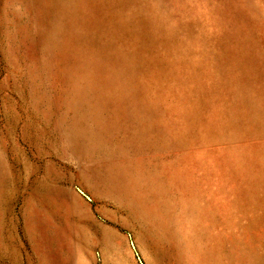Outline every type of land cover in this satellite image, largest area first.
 <instances>
[{
    "label": "rangeland",
    "instance_id": "374dc122",
    "mask_svg": "<svg viewBox=\"0 0 264 264\" xmlns=\"http://www.w3.org/2000/svg\"><path fill=\"white\" fill-rule=\"evenodd\" d=\"M0 264H264V0H0Z\"/></svg>",
    "mask_w": 264,
    "mask_h": 264
}]
</instances>
